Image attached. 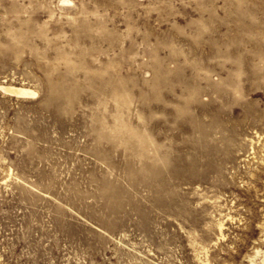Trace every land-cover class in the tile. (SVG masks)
Segmentation results:
<instances>
[{"label": "rangeland", "instance_id": "rangeland-1", "mask_svg": "<svg viewBox=\"0 0 264 264\" xmlns=\"http://www.w3.org/2000/svg\"><path fill=\"white\" fill-rule=\"evenodd\" d=\"M0 264H264V0H0Z\"/></svg>", "mask_w": 264, "mask_h": 264}, {"label": "bare ground", "instance_id": "bare-ground-1", "mask_svg": "<svg viewBox=\"0 0 264 264\" xmlns=\"http://www.w3.org/2000/svg\"><path fill=\"white\" fill-rule=\"evenodd\" d=\"M3 91L9 93L10 95H15L17 97H27V96H33L35 95V92L32 91L29 88H25V87H18V86H6V87H2L1 88Z\"/></svg>", "mask_w": 264, "mask_h": 264}]
</instances>
